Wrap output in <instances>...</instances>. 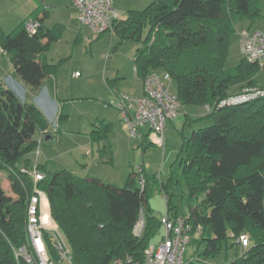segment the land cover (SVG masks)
Listing matches in <instances>:
<instances>
[{
	"label": "trees",
	"instance_id": "1",
	"mask_svg": "<svg viewBox=\"0 0 264 264\" xmlns=\"http://www.w3.org/2000/svg\"><path fill=\"white\" fill-rule=\"evenodd\" d=\"M35 2L37 9L29 20L40 22L38 32L29 36V20L11 34L0 27V48L11 59L15 76L38 91L48 76L42 57L61 39L65 28L55 24L46 29L43 24L49 12L43 0ZM260 2L156 0L143 11H129L127 20L119 19L114 26L122 39L139 42L133 62L143 84L152 73H168L178 86L180 104L207 106L214 122L193 131L190 137L183 136L179 172L172 171L167 185L183 182L188 187L190 215L173 211L168 196L166 215L172 220L185 217L192 225L191 245L197 253L203 249L202 261L215 257L222 244L232 240V247L244 252L230 264H264V97L220 107L222 101L244 89H264L254 79L260 66L243 59L233 71L224 68L234 20L246 18L253 24L261 16ZM145 24L150 30L142 41ZM48 128L43 112L22 102L0 80V171L9 172L16 196L7 195L0 184V264H24L16 258L15 250L27 242L28 199L35 185L48 197L73 264H112L128 257L142 260L146 248L162 235L163 216L155 218L147 206L159 184L157 178L141 169L131 173L125 187L117 188L98 179L78 178L69 171L49 172L35 165L44 175L35 184L34 178L22 171H32L35 166L24 158L38 147L34 138L37 129L46 134ZM107 131L94 130L92 138L103 139ZM149 135L144 132L141 140L151 145ZM139 175L145 181L143 187ZM142 213L144 233L137 237L134 228ZM241 235L249 239L246 248L238 243ZM187 263L200 264L194 258Z\"/></svg>",
	"mask_w": 264,
	"mask_h": 264
},
{
	"label": "rangeland",
	"instance_id": "2",
	"mask_svg": "<svg viewBox=\"0 0 264 264\" xmlns=\"http://www.w3.org/2000/svg\"><path fill=\"white\" fill-rule=\"evenodd\" d=\"M154 1L114 0V7L120 20L124 21L129 11H143ZM47 10L49 17L45 20V28L52 29L55 24L65 28L61 39L51 44L42 57L48 76L38 91L30 90L23 83L9 84L22 102L37 105L49 123L46 134L37 129L34 138L39 143L38 147L24 160L30 161L32 166H43L49 172L69 171L78 178L98 179L117 188L125 187L131 173H140L143 169L146 175L156 177L159 183L147 204L155 218L167 214V196L171 198L173 211L177 210L179 215H190L187 185L183 182L171 187L167 185L172 171L179 172L183 136L190 137L193 131L213 125L208 107L181 105L178 117L167 122L164 147L133 137L121 110L114 104L117 97L136 98L143 93V81L137 75L133 62L139 42L122 39L116 32L98 35L88 27H79L78 11L71 0H54L53 6ZM260 12L261 16L253 24L246 18L234 20L228 58L224 63L226 70H235L243 60V32L259 30L264 33V0L260 2ZM2 15L0 25L6 34L13 33L24 20ZM149 30V24L143 25L142 41L148 37ZM255 73L257 84L264 87V67ZM14 75L11 59L0 52V77L6 81ZM167 87L172 95L178 97L175 82L167 83ZM94 130L99 133L107 131L106 137L94 140ZM141 177L139 175V183ZM0 184L7 195L16 198L6 170L0 171ZM141 221L145 222L144 213L140 216ZM160 231L163 233L162 228ZM249 238L252 246L253 240ZM232 243V240L223 243L220 253L205 261L200 259L203 249L197 253L196 246L190 244L186 259L194 258L200 264H230L244 252L241 247L233 248Z\"/></svg>",
	"mask_w": 264,
	"mask_h": 264
},
{
	"label": "built area",
	"instance_id": "3",
	"mask_svg": "<svg viewBox=\"0 0 264 264\" xmlns=\"http://www.w3.org/2000/svg\"><path fill=\"white\" fill-rule=\"evenodd\" d=\"M71 3L78 11L79 27H88L98 35L114 32L120 15L113 8L112 0H71ZM40 26L39 21L29 20L26 23L29 36L35 35ZM241 51L246 62L264 67V33L259 30L243 32ZM169 82H172V79L168 73H152L144 81L143 95L136 98L117 97L114 106L121 110L133 137L141 139L143 133L148 132L153 144L165 146L167 122L177 118L181 109L178 98L172 95L167 87ZM259 97H264V89H244L239 95L222 101L220 107L244 104ZM22 171L32 176L35 184L44 179V175L38 172L36 166L32 171ZM144 182L141 177L142 187ZM161 223L163 233L159 241L146 248L142 260L128 257L116 259L112 264H188L186 253L192 240V225L185 217L172 220L167 215L161 218ZM144 228L145 222H138L134 234L141 237ZM26 234V244L15 250L16 258L24 264H73L71 249L52 217L48 197L36 185L28 199ZM238 243L246 248L249 246V239L246 235H241Z\"/></svg>",
	"mask_w": 264,
	"mask_h": 264
},
{
	"label": "crops",
	"instance_id": "4",
	"mask_svg": "<svg viewBox=\"0 0 264 264\" xmlns=\"http://www.w3.org/2000/svg\"><path fill=\"white\" fill-rule=\"evenodd\" d=\"M145 1H147V0H145ZM43 3H44L45 8L47 9V7L53 6L54 0H43ZM112 4H113V8L115 9L114 0H112ZM36 9H37V4H36L35 0H0V14L1 15L3 14L2 16L6 17V18H10V17L23 18L24 20L21 21V24L25 23L27 20H29L30 17L32 16V14L36 11ZM115 10L117 11V9H115ZM77 23H78V20H77ZM43 25L45 26V22ZM0 27L2 28L1 25H0ZM0 52L2 53L1 48H0ZM0 80L4 83V85L6 87H8L12 90H14V89L9 85L10 82L22 83L21 80L18 79L15 75H14V77L9 76L8 78H6V81L2 77H0ZM142 95H143V93H142Z\"/></svg>",
	"mask_w": 264,
	"mask_h": 264
}]
</instances>
